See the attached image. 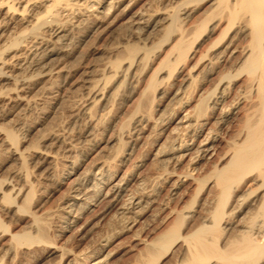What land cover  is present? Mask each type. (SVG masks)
Here are the masks:
<instances>
[{
  "label": "bare ground",
  "instance_id": "6f19581e",
  "mask_svg": "<svg viewBox=\"0 0 264 264\" xmlns=\"http://www.w3.org/2000/svg\"><path fill=\"white\" fill-rule=\"evenodd\" d=\"M116 12H121L120 19L129 30L130 39L116 40L115 46L111 42L113 45L108 48H112L110 56L114 54L115 59L108 57L111 60L106 63L104 60L102 68L96 70L97 78L86 80L87 101L84 103L87 102V107H83V112L90 129L112 127L121 91L133 87L137 77L142 79L152 69L154 59L164 51L141 91L140 97H145L142 99H146V103L143 105L141 101L142 107L134 111L130 108L133 112L130 110L132 113L127 114L129 118L104 145L124 146L121 136L124 126L125 129L130 125L157 129L158 137L152 140L151 150L157 167L150 175L137 171L142 165L139 163H134L131 170L124 169L133 154L134 146L130 144L123 148L126 150L120 146L118 152L111 155L101 153L103 156L92 157L85 165L81 160L85 156L80 160L74 157L78 149H75L76 155H71V147L77 146L75 142L71 143L74 146H67L62 136L59 138L52 133L58 140L56 143L48 145L49 141L43 147L31 145L30 126L22 133L18 128L11 129L0 123V148L9 152L18 165L12 175L7 173L10 177L0 175V254L3 253L6 261H14L19 253H26L33 245H47L49 229L56 228L62 236L74 228H87L93 219L101 220L113 209L124 219L139 217L149 211L150 208H146L158 198H165L160 194L167 188L170 198L166 196V203L158 199L161 203L155 208L158 214H163L162 220L159 219L162 230H155L152 239L142 237L140 240L149 248L144 249L149 257L146 262L159 263L179 246L178 264H264V0H0V106H22L21 113L36 105L33 95L30 96L31 81L34 77L46 79L60 74L63 67L55 60L61 55L73 54L72 30L83 24L93 27L106 22ZM115 16L119 19L117 14ZM156 35L160 37L153 43ZM133 39L137 43H131ZM154 94L160 95L155 105ZM19 125L22 127L24 123L21 121ZM65 127L66 130L68 126L65 124ZM62 129L59 128L63 133ZM68 129L67 134L71 131ZM28 156L40 165L36 162L31 168ZM45 180L59 188L65 187L60 202H53L57 205L53 211L41 209V203L35 206L43 197L40 194L39 199L38 193ZM8 218L17 220V223L12 220L15 226L7 222ZM186 219L192 223L183 226ZM135 222L122 224V231L136 229ZM21 223L24 226H20ZM107 235L101 239L100 250L92 251V248L90 253H83V257L76 256L73 264H101L106 244L110 242ZM133 235L140 237L138 232ZM77 254L80 256L79 252ZM0 258L2 263L1 255Z\"/></svg>",
  "mask_w": 264,
  "mask_h": 264
},
{
  "label": "rangeland",
  "instance_id": "374dc122",
  "mask_svg": "<svg viewBox=\"0 0 264 264\" xmlns=\"http://www.w3.org/2000/svg\"><path fill=\"white\" fill-rule=\"evenodd\" d=\"M119 13H121V12H116V14H117V16H118V18L119 19H117V17L115 16L116 14H114L112 17H113V19H112V17L110 18V19H108V20H106V22L104 21L103 23H100V24H98V25H96V26H93V27H88V25L86 26H83V25H80V26H78L77 28H74L73 30H72V36H73V42H75V43H73V45L75 44L76 45V47H75V45L73 46L72 45V47H73V54H70L69 56L68 55H66L65 54V56L64 55H61V56H59V59L57 58L55 61L56 62H58V63H60V65H62L61 67H63V69H62V71L60 72V74H58V73H56V77L54 76V75H52L53 77L51 78H33L32 80L33 81H31V88H32V90H31V93H33V94H31L30 93V96L31 95H33V96H31V97H33V99L36 101V105H34V104H32L31 106L32 107H36V109L35 108H33L32 109V107L30 106V108H28L27 109V112L25 111V110H23L21 113H19L21 110H22V106H17V105H11L12 106V108H11V106L10 105H2V106H0V123L1 124H3V126L5 127V126H7L8 128H11V129H15V130H17V128L19 129V132H21V131H23L22 133H25L27 130H29L30 129V127H31V130H29V133H30V140H32L31 141V145L33 144V145H37V146H40V147H43V146H45V145H47L48 143H49V141H51V143H49L48 145H51V144H53V143H56L58 140L56 139V137L55 136H52L51 134L52 133H56V134H58L59 135V138L61 137V140H63V142H64V144L65 145H67V146H76L75 148L74 147H71V155L72 156H74V155H76V156H74V157H76L78 160H80L81 158H83L84 156V160L83 159H81L82 161H85V165H86V163L88 162H90V159L92 160V157L93 158H96V157H100V156H103V155H100L101 153L102 154H104V155H106V156H108V155H111V154H113V153H115V152H118V150L120 149V146H121V149L122 150H126V148L125 149H123L124 147H128L129 145L128 144H130V145H133L134 146V148H133V154H132V156H131V158H130V160L127 162V164L124 166V169H129L130 168V170H131V168H133L134 166H135V164H142L139 168H138V172L141 174V175H150L151 173V171L153 172L154 170H155V168L157 167V162H155L154 163V160H152L153 159V156H152V148H153V142L156 140V137H158V130L157 129H151L150 127H149V129H151V131L148 129V127L147 128H145V129H142L141 127H140V129H139V126L138 125H133V126H131L130 125V127H128V126H126V128L128 127V129H125V126H124V129H123V131H122V134H121V136L123 137L122 138V140L123 141H125V143L123 142L122 144H124V146L123 145H120V146H115V147H107V146H104L105 145V142L107 141V140H109V139H111V138H113L114 137V135L116 134V132L118 131V129H120V127H122V125H123V123L129 118V116L127 115V114H131L133 111H134V109H136L138 106H140V107H142L141 105L143 104H145L146 102V99L144 100V99H142V98H145V97H143L142 95H141V97H140V94H142V89H143V87H145L146 86V84L148 83V80H149V75H150V73L152 72V69L156 66V64L158 63V61H159V59H160V57L162 56V54L164 53V51H163V53L161 52L160 54V56H157V59H154V62H153V64L154 65H152V69H149L148 70V72H146V74L144 75V76H142V79H141V77H139V79L140 80H142V81H139L138 83H137V81L139 80L138 79V77H137V81L136 82H134L133 84L134 85H132L133 87H130L129 89H127V91L126 90H123V91H121V93H120V99H118V101H120V102H118L117 103V105H116V107L118 108L117 110H116V114H114V112H112L114 115V124L112 125V127H110L109 129H106V130H104L103 128L104 127H102V126H99V127H97L95 130L94 129H90V124H89V122H88V117L85 115V113L83 112L84 111V108L83 107H87V102H85L84 103V100L85 101H87L86 100V98H85V96L87 97V95H86V93H87V91H86V87H87V82L89 81V79H96L97 78V76H94V75H96L97 73H98V71L102 68V66H103V64H105L106 62H107V60L109 59V58H112V59H115V56H114V54H112L111 53V55L112 56H110V49H112V48H108V47H110L111 45H113L114 43H116V40L119 42V40H121V41H123V39H124V37L126 38V39H130L129 38V30H126L127 28H126V26H124L123 25V22H122V20L120 19L121 18V14H119ZM119 14V15H118ZM115 17H116V19H115ZM115 24H113L112 25V23H111V21ZM116 20V21H115ZM118 20V21H117ZM122 23H121V22ZM109 22V23H108ZM110 23H111V26H107V25H110ZM105 26H106V28L107 29H105ZM118 26V27H117ZM81 29H80V28ZM87 27V28H86ZM96 27H97V29H96ZM100 27V28H99ZM90 28V29H89ZM92 28H94V29H92ZM118 30H117V29ZM87 29V30H86ZM96 29V30H95ZM101 29V30H100ZM104 29V30H103ZM116 29V30H115ZM92 30V31H91ZM113 30H115V31H113ZM126 30V31H125ZM77 31V32H76ZM82 31V32H81ZM84 31V32H83ZM88 31V32H87ZM85 32H86V34H85ZM99 32H101L100 34H99ZM103 32V33H102ZM113 32V33H112ZM84 35H83V34ZM88 33V34H87ZM93 33V34H92ZM120 33H121V37H120ZM110 34V35H109ZM118 34V35H117ZM123 34V35H122ZM81 35V37H79ZM93 35V36H92ZM117 37H116V36ZM76 36V37H75ZM78 36V37H77ZM156 36H157V38H156ZM155 36V38H153L154 40H152L153 41V43H156L155 41H157V39L160 37V35H159V37H158V35H156ZM113 37V38H112ZM118 37H120L119 39H118ZM75 38V39H74ZM77 38H80V39H78L77 40ZM83 38V39H82ZM107 38V39H106ZM109 38V39H108ZM115 40V41H114ZM135 40V41H134ZM78 41V42H77ZM131 41V43H137V41H136V39H133V41L134 42H132V40H130ZM86 42V43H85ZM113 44H112V43ZM117 42V43H118ZM77 43V44H76ZM81 43V44H80ZM110 43V44H109ZM116 43V44H117ZM78 44H80V45H78ZM105 44V45H104ZM116 44H114L113 46H115ZM206 44V43H205ZM82 46H84V47H82ZM107 46V47H106ZM112 46V47H113ZM80 47V48H79ZM76 50H75V49ZM85 49V51H84V49ZM105 48H107V49H105ZM202 48H203V46H202ZM201 48V49H202ZM80 50V51H79ZM83 50V51H82ZM106 50V51H105ZM108 51V52H107ZM123 51V50H122ZM122 51H120V54H119V52H118V54L121 56L122 54ZM75 52V53H74ZM124 54L126 53V52H123ZM76 54V55H75ZM117 54V55H118ZM123 54V55H124ZM76 57H75V56ZM80 55V56H79ZM101 55V56H100ZM72 57V58H71ZM106 57V58H105ZM109 57V58H108ZM105 58V59H104ZM62 59H64V60H62ZM79 59V60H78ZM58 60V61H57ZM60 60H61V62H60ZM104 60H105V63H104ZM109 60H111V59H109ZM77 61V62H76ZM73 62H75V63H73ZM156 62V63H155ZM62 63V64H61ZM65 63V64H64ZM66 64H67V66H68V68L66 67ZM65 65V66H64ZM70 65V66H69ZM73 65V66H72ZM97 65V66H96ZM66 68V69H65ZM96 68V69H95ZM63 70H65V71H63ZM70 70V71H69ZM91 70H93L92 71V74H91ZM96 70H98V71H96ZM62 73V74H61ZM64 73V74H63ZM68 74V75H67ZM149 74V75H148ZM60 75H63V76H60ZM60 76V77H59ZM92 76H94V78L92 77ZM148 76V77H147ZM144 77V78H143ZM37 79H38V82H37ZM51 80V81H49L48 82V80ZM91 79V80H92ZM148 79V80H147ZM55 82H54V81ZM86 80H87V82H86ZM145 80V81H144ZM146 80H147V82H146ZM39 81H42V82H40L39 83ZM53 81V82H52ZM37 82V83H36ZM60 82V83H59ZM86 82V83H85ZM143 82V83H142ZM32 83L34 84L33 86H32ZM39 83V84H38ZM47 83V84H46ZM135 83H137V84H135ZM146 83V84H145ZM86 84V85H85ZM140 84H142V85H140ZM166 84V83H165ZM164 84V85H165ZM53 85V86H52ZM55 85V86H54ZM136 85V86H135ZM145 85V86H144ZM44 86H45V90H47V91H45L44 90ZM51 86V87H50ZM167 88H169L168 86H167V84L165 85ZM165 86H163V88L164 89H166L165 88ZM34 87H36V88H34ZM47 87V88H46ZM53 87V88H52ZM55 87V88H54ZM137 87V88H136ZM50 90H49V89ZM85 88V89H84ZM139 88V89H138ZM140 88H141V90H140ZM57 89V90H56ZM75 89V90H74ZM130 89H132V90H130ZM38 92H37V91ZM51 92H49V91ZM53 90V91H52ZM85 90V91H84ZM129 90H130V93H129ZM44 91V92H43ZM84 91V92H83ZM126 91V92H125ZM49 92V93H48ZM86 92V93H85ZM122 92H125V94H123ZM132 92V93H131ZM139 92V93H138ZM46 93L48 94V97H46L45 98V96H47L46 95ZM128 93V94H127ZM41 94V95H40ZM52 94H54V95H52ZM82 94H84L83 96H82ZM121 94H123V95H125V96H122ZM129 94H130V96H129ZM36 95V96H35ZM39 95V96H38ZM51 97H50V96ZM58 95H60L59 97H58ZM78 95V96H77ZM139 95V96H138ZM155 95L157 96V97H155ZM58 98H56V97ZM127 96V97H126ZM36 97H38L37 99H35ZM64 97V98H63ZM84 97V98H83ZM125 97L127 98L126 99V101H125ZM154 98H155V101L156 102H154V105L155 104H157V102H159L158 100V98L160 97V95L158 96L157 94H154V96H153ZM52 100H50V99ZM53 98V99H52ZM56 98V99H55ZM68 98V99H67ZM75 98V99H74ZM129 98V99H128ZM135 98V99H134ZM138 98V99H137ZM40 99V100H39ZM63 99V100H62ZM41 100H43V101H41ZM59 100V101H58ZM71 100V101H70ZM138 100V101H137ZM39 101V102H38ZM55 101V102H54ZM75 101V102H74ZM134 101V102H133ZM137 101V102H136ZM143 103H142V102ZM42 102V103H41ZM63 102V103H62ZM136 102V103H135ZM41 103V104H40ZM52 103V104H51ZM120 103V104H119ZM122 103V104H121ZM142 103V104H141ZM68 104V105H67ZM74 104V105H73ZM83 104H85L84 106H83ZM133 104H136L135 106L133 105ZM56 105V106H55ZM60 105V106H59ZM63 105V106H62ZM120 105V106H119ZM17 106V107H16ZM66 106V107H65ZM77 106V107H76ZM131 106V107H130ZM4 107H5V109H4ZM74 107V108H73ZM132 107H133V109H132ZM2 108H3V112H2ZM8 108H9V110H8ZM82 108V109H81ZM133 110H131V109ZM24 109V108H23ZM47 109V110H46ZM52 109V110H51ZM122 109V110H121ZM18 110V111H17ZM31 110V111H30ZM39 110V111H38ZM44 110V111H43ZM80 110V111H79ZM132 112H131V111ZM83 113H82V112ZM7 112H8V115H7ZM12 112V113H11ZM78 112V113H77ZM129 112H131V113H129ZM23 113H25V114H23ZM69 115H68V114ZM74 113V114H73ZM80 113V114H79ZM120 113H122V114H120ZM3 114V116H1ZM63 114V115H62ZM70 114H72L73 115V117H72V115H70ZM82 114H84V115H82ZM124 114H126V115H124ZM16 115V116H15ZM50 115V116H49ZM75 115V116H74ZM79 115V116H78ZM6 116V117H5ZM8 116V117H7ZM10 116V117H9ZM20 116H21V120H20ZM46 116V117H45ZM52 116H54V117H52ZM57 116V117H56ZM71 116V117H70ZM86 116V118H84ZM112 116V117H113ZM66 117V118H65ZM124 117H125V119H124ZM127 117V118H126ZM4 118V119H3ZM22 118H24V119H22ZM43 118V119H42ZM46 120H45V119ZM56 118H57V120H56ZM121 118V119H120ZM122 118H123V120H122ZM7 119V120H6ZM16 119V120H15ZM42 119V120H41ZM63 119V120H62ZM65 119V120H64ZM70 119H71V121L73 122H71L70 121ZM73 119V120H72ZM84 119V120H83ZM119 119V120H118ZM3 120V121H2ZM11 120V121H10ZM18 120V121H17ZM27 120L29 121V122H27ZM31 120V121H30ZM50 120V121H49ZM67 120V121H66ZM5 121V122H4ZM12 121H14V122H12ZM23 122L24 123V125L21 127V125H19V123L20 122ZM44 121H46V122H44ZM85 121H87V123H85ZM119 121H121V123L119 122V125H118V122ZM16 122V123H15ZM19 122V123H18ZM32 122V124H30ZM35 122V123H34ZM42 122V123H41ZM53 122L55 123V124H53ZM63 122L66 124V126H68V132L70 131L71 132V134H70V132H69V134H67V129L65 130V124H64V126H63ZM59 123H61L60 125H59ZM71 123V124H70ZM0 124V125H1ZM11 124V125H10ZM13 124V125H12ZM43 124V125H42ZM83 124V125H82ZM85 124H86V126H85ZM25 125L27 126H30V127H25ZM51 125H52V127H53V129H54V127H55V129H54V131H53V129L51 128ZM54 125V126H53ZM70 125V126H69ZM80 125V126H79ZM11 126V127H10ZM13 126V127H12ZM15 126H17V127H15ZM35 126V127H34ZM40 126V127H39ZM63 126V127H62ZM73 126V127H72ZM85 126V127H84ZM117 126V127H116ZM15 127V128H14ZM21 127V128H20ZM33 127V128H32ZM47 127H48V129H47ZM71 127H72V129H71ZM26 128H27V130H26ZM59 128H63L62 130H63V133L59 130ZM113 128H114V130H113ZM118 128V129H117ZM132 128V129H131ZM135 128V129H134ZM21 129H23V130H21ZM44 129V130H43ZM45 129H47L48 131H46ZM88 129V130H87ZM93 130V131H91L90 132V130ZM103 129V130H102ZM133 129H134V131H133ZM137 129H139V130H137ZM142 129V130H141ZM103 131V133L101 134V132ZM109 130V131H108ZM126 130H128V131H130V132H126ZM135 130H137V131H135ZM146 130V131H145ZM149 130V131H148ZM155 130V131H154ZM157 130V131H156ZM37 131V132H36ZM51 131V132H50ZM66 131V132H65ZM97 133H95V132ZM98 131H100L99 133H98ZM108 131V132H107ZM113 131V132H112ZM131 131H132V133H131ZM139 131V132H138ZM140 131H142L141 133H140ZM144 131V132H143ZM46 132H47V135H46ZM48 132H49V134H48ZM87 134H86V133ZM91 133V134H88V133ZM94 132V133H93ZM107 132V133H106ZM150 132H152V133H150ZM156 132V136H155V133ZM31 133L33 134V135H31ZM38 133V134H37ZM65 133V134H64ZM85 133V134H84ZM93 133V134H92ZM111 133H113L112 135H111ZM130 133V134H129ZM136 133V134H135ZM138 133V134H137ZM39 134H40V136H39ZM42 134H43V137H45L44 139H43V141L42 140H40V139H42L43 137H42ZM68 136H67V135ZM106 134V135H105ZM140 134V135H139ZM144 136H143V135ZM151 136H150V135ZM154 134V135H153ZM37 135V136H36ZM92 135V136H91ZM93 135H94V137H93ZM100 135V136H99ZM111 135V136H110ZM127 135V136H126ZM32 136V137H31ZM67 136V137H66ZM85 136V137H84ZM88 136V137H87ZM97 136V137H96ZM110 136V137H109ZM129 136H132V137H129ZM142 136V137H141ZM154 136V137H153ZM35 137H38V138H35ZM39 137H41L40 139H39ZM84 137V138H83ZM94 138L93 140H92V138ZM98 137H99V139H98ZM101 137H102V140H101ZM108 137V138H107ZM126 137H127V139L130 141H126L127 139H126ZM137 137H139V138H137ZM146 137V138H145ZM55 138V139H54ZM67 138H68V140L70 141V143H69V141H67ZM130 138H132L131 140H130ZM148 138V139H147ZM33 139H35V140H33ZM37 139H38V141H37ZM48 139V141H45V140H47ZM74 139V140H73ZM83 139V140H82ZM99 141H98V140ZM141 141H140V140ZM54 140H55V142H54ZM61 140H60V142H61ZM137 140H138V142H137ZM152 140H154V141H152ZM39 141H41L40 143H39ZM96 141V142H95ZM136 141V142H135ZM34 142V143H33ZM74 143V145H72L73 143ZM77 142H80V143H77ZM99 142V143H98ZM140 142V143H139ZM149 142V143H148ZM72 143V144H71ZM95 143V144H94ZM138 143V144H137ZM147 143V144H146ZM40 144V145H39ZM44 144V145H43ZM79 144L82 146H79ZM102 144V145H101ZM137 145V146H136ZM152 145V146H151ZM88 146V147H87ZM92 146V148H90ZM123 146V147H122ZM151 146V147H150ZM79 147H81V148H79ZM102 147H103V149H102ZM105 147V148H104ZM146 147V148H145ZM114 148H116V151H115V149ZM151 148V149H150ZM75 149H78V150H76V154H75ZM85 149V150H84ZM93 149V150H92ZM106 149V150H105ZM112 149L114 150V151H112ZM136 149V150H135ZM143 149V150H142ZM87 150V151H86ZM95 150V151H94ZM102 150V151H101ZM122 150L121 151H119V152H122ZM134 150H135V152H134ZM149 150V151H148ZM0 151L1 152H3V154H0V159L2 160H0V163H2V164H0V175L2 176V177H10L9 176V174L10 175H12V173L15 171V169L13 170V168H16L17 169V167H18V165H17V162L14 160V158L11 156V154L8 152L7 153V151H4L3 149H1L0 148ZM80 151V152H79ZM84 151V152H83ZM87 153H89V154H87ZM89 151H91L92 153H90ZM97 151V152H96ZM140 151V152H139ZM0 152V153H1ZM81 152H83V153H81ZM100 152V153H99ZM109 153V154H108ZM80 154H81V156H80ZM99 154V155H98ZM138 154V155H137ZM94 155V156H93ZM138 157V159H140V160H137V159H134V157L135 158H137L136 156ZM4 156V157H3ZM80 156V158H78ZM83 156V157H82ZM88 156V157H87ZM96 156V157H95ZM142 156V157H141ZM7 157H9V158H7ZM28 157H30V156H28ZM27 157V159L29 160V158ZM142 159H141V158ZM145 159H144V158ZM5 158H7V159H5ZM133 158V159H132ZM30 160H31V162H30ZM30 160L27 162V163H30V164H28L31 168H33V167H35L36 166V160H34V159H32L31 157H30ZM132 160V161H131ZM4 161V162H3ZM12 161H14L13 163H12ZM35 161V162H34ZM131 161V162H130ZM134 161V162H133ZM140 161V162H139ZM130 162V163H129ZM143 162V163H142ZM5 163V164H4ZM38 164L37 165H40L39 163L40 162H37ZM87 163V164H88ZM130 164V166H129V164ZM135 163V164H134ZM35 164V165H34ZM154 164V165H153ZM5 165H7V166H5ZM132 165V166H131ZM151 165V166H150ZM17 166V167H16ZM33 166V167H32ZM143 166V167H142ZM153 166V167H152ZM7 167H8V169H7ZM127 167V168H126ZM129 167V168H128ZM151 168V169H150ZM153 168V169H152ZM1 169H2V173H1ZM5 171H4V170ZM41 169H44V168H42L41 167ZM11 170H12V172H11ZM179 170H181V168L179 169ZM11 173H10V172ZM42 171V170H41ZM145 171V172H144ZM148 171V172H147ZM4 173V174H3ZM6 173V174H5ZM7 173H9L8 175H7ZM143 173V174H142ZM3 175H5V176H3ZM46 182V183H45ZM50 183V184H49ZM46 184V185H45ZM55 185H53V183L51 184V182L50 181H43V184H42V186H41V188H40V192L38 193L39 194V199L40 200H38V201H36L35 203V206L36 207H39V205H40V203H41V205H42V203L44 202V206H41L40 205V207H41V209H43V210H55L56 209V206L57 205H55V204H57L58 202H60V200H61V198L63 197V196H61V195H63V194H65L64 192V189H65V187H57V186H55ZM42 189V190H41ZM166 190H167V188H165V190H163V194L161 193L160 194V197H161V195H163V197L165 196V198H162L161 197V199L160 198H158V199H160L161 201H162V203H164L165 202V200H166V202L168 201V199L170 198L169 197V193L168 192H166ZM64 191V192H63ZM42 192V193H41ZM62 192H63V194H62ZM166 192V193H165ZM44 193V194H43ZM47 193V194H46ZM188 193H189V191H188ZM40 194L42 195L41 197H40ZM165 194H167V195H165ZM166 196H168V199H167V197ZM49 197V198H48ZM54 198V199H53ZM38 199V198H37ZM47 199V200H46ZM52 199V200H51ZM60 199V200H59ZM157 199V201L154 203V204H152V206L150 205L148 208H146L147 210L150 208V210L149 211H146V212H142V215L141 216H139V217H136V218H129V219H127V218H125L124 219V217L123 216H121L120 214H118V213H116V210H111L110 211V213L107 215H105V217L103 218V219H101V220H99V219H93L92 221H91V224L87 227V228H74V229H76V231L73 229L72 231H70V232H68V233H66V234H62V236H60L61 234H59V232H57V230H56V228H53V229H49V231H48V234H49V236H48V239H49V242L47 243V245H44L43 246V244H42V246H41V244L39 245V244H36V245H33L29 250H30V252H28V251H26V253H19V255L18 256H20V257H16L15 259H14V261L13 260H11V261H13V264H73L74 263V261L73 260H75L74 258L76 257V256H78V258L79 257H83L84 255H83V253L86 255V254H88V253H90L91 252V250H92V248H93V250L92 251H98V250H100L101 249V239L103 238V237H106L105 235H109V237H108V235H107V238H108V240L110 241H108L109 242V244H106V247H105V250H104V252H103V261H102V263L101 264H153V261L151 260L150 262H149V260H148V262H146V260L145 259H147V258H149L148 257V254H146L147 252V250L149 249V248H147L146 246H144L143 245V243L142 242H140V240H141V238L142 237H144V238H148V239H152V238H154V236L156 235V232H155V230L157 231V232H159L160 230H162V228H161V225H162V221L160 222V220H162L161 219V216H163V214H158L157 212H156V210H155V208L157 207V205H159L160 203H161V201L160 200H158ZM177 199V198H176ZM176 199H175V201H176ZM56 200V201H55ZM59 200V201H58ZM40 201V202H39ZM43 201V202H42ZM56 202L55 204L53 203V202ZM175 201L173 200V203L172 204H174L175 203ZM165 202V203H166ZM50 204H52L51 205V207L49 206ZM55 205V206H54ZM34 206V207H35ZM47 207H49L48 209H46ZM52 208V209H51ZM153 209V210H152ZM151 211V212H150ZM154 211V212H153ZM114 212V213H113ZM116 213V214H115ZM150 213V214H149ZM156 213V214H155ZM147 214V215H146ZM90 215H91V217H90ZM90 215H88V217L87 218H93L92 217V214H90ZM108 216V217H107ZM120 216V217H119ZM156 216V217H155ZM107 217V218H106ZM111 217V218H110ZM133 217V216H132ZM106 218V220H104ZM137 218H138V220H137ZM11 218H8L7 219V222H9V224H11V225H13V226H15V223H17V220L14 218V219H11ZM120 220L119 222H118V220ZM136 219V220H135ZM142 219V220H141ZM160 219V220H159ZM12 220L15 222V223H13L12 222ZM116 220V221H115ZM124 220H127L126 222H133V221H136L135 222V226L134 227H136V229L135 228H132V229H130V228H126L125 230H123L122 231V229H124L123 228V225L122 224H124V226H125V224H127ZM141 220V221H140ZM145 220V221H144ZM122 221V222H121ZM140 221V222H139ZM160 223H159V222ZM181 221V220H180ZM183 221V220H182ZM188 221V222H187ZM95 222V223H94ZM100 222V223H99ZM103 222V223H102ZM184 222V221H183ZM187 222V223H186ZM13 223V224H12ZM95 225H94V224ZM107 223H110V224H107ZM116 223L118 224V225H120V226H118V225H116ZM121 223V224H120ZM145 223V224H144ZM188 223L190 224V223H192V220H188V219H186L185 220V222H184V224L182 223V225L183 226H185L186 224L188 225ZM96 224H97V226H96ZM113 224V225H112ZM161 224V225H160ZM106 225V226H105ZM116 227H119V228H116ZM121 225H122V227H121ZM138 225V226H137ZM155 225H156V227H155ZM20 226H24V223H21L20 224ZM93 226H96L95 228L93 227ZM99 226V227H98ZM104 226V227H103ZM112 226V227H111ZM139 226H141V227H139ZM145 226V227H144ZM92 227V228H91ZM98 227V228H97ZM108 227V228H107ZM137 227H139L138 228V234L140 233V237H139V235L137 236V237H134V232L135 233H137L136 232V230H137ZM141 228V229H140ZM144 228V229H143ZM160 230H159V229ZM12 229H15V230H17V231H21V230H19V229H22V230H26L27 228H12ZM56 231H55V230ZM79 229V230H78ZM81 229V230H80ZM93 231H92V230ZM108 229V230H107ZM135 229V230H134ZM139 229H140V231H139ZM110 230V231H109ZM116 230V231H115ZM133 230V231H132ZM159 230V231H158ZM55 231V232H54ZM88 231V232H87ZM108 231V232H107ZM117 232V234L115 233V232ZM133 233H132V232ZM79 234H78V233ZM85 232V233H84ZM102 232H104L103 234H102ZM106 232H107V234H106ZM54 235H53V234ZM56 233V234H55ZM116 235H115V234ZM153 233H155V235L153 234ZM112 234V236L110 237V235ZM69 235V236H68ZM74 235V236H73ZM100 237H99V236ZM131 235H132V238H131ZM146 235V236H145ZM154 235V236H153ZM54 236V237H53ZM62 237V238H61ZM64 237V238H63ZM135 239H134V238ZM139 237V238H138ZM69 238V239H68ZM98 238V239H97ZM54 239H56V240H54ZM58 239H59V241H58ZM99 239H100V241H99ZM137 239H139V241L137 240ZM52 240V241H51ZM64 240V241H63ZM70 241V242H69ZM53 242V243H52ZM58 242V243H57ZM107 242V243H108ZM123 242V243H122ZM56 243V244H55ZM64 243V244H63ZM95 243V244H94ZM58 244V245H57ZM61 244V245H60ZM90 244V245H89ZM50 245V246H49ZM137 245V246H136ZM52 246V247H51ZM69 246V247H68ZM95 246V247H94ZM97 246V247H96ZM142 246H144V248H142ZM38 247V248H37ZM49 247V248H48ZM53 247H56L57 249L56 250H54L53 249ZM60 247V248H59ZM91 247V248H90ZM49 250H48V249ZM59 248V249H58ZM65 248V249H64ZM33 251H32V250ZM36 249V250H35ZM52 249H53V251H52ZM62 249V250H61ZM97 249V250H96ZM146 251H145V250ZM174 249H176V250H174ZM65 250V251H64ZM89 251V252H86V251ZM31 251H32V254H31V256H30V253H31ZM62 251H63V253H62ZM67 251V253H65ZM69 251H72V252H69ZM111 253H110V252ZM172 251V252H171ZM171 251H169L168 252V254L167 255H165L160 261H159V263L158 262H156V263H154V264H178L179 263V261H180V253H181V249L179 248V246H175ZM175 251V252H174ZM61 252V253H60ZM70 254H69V253ZM80 253V256L77 254V253ZM139 252V253H138ZM146 252V253H145ZM171 252V253H170ZM29 253V254H28ZM52 253V254H51ZM3 253L1 252V257H2V263L0 262V264H10L11 263V261L9 260V259H7V261L3 258V255H2ZM22 254H23V256H22ZM26 254V255H25ZM64 254V255H63ZM69 254V255H68ZM147 255V257H146V255ZM178 254V255H177ZM104 255H108V256H104ZM30 256V257H29ZM59 256V257H58ZM62 258H61V257ZM64 256H66V257H64ZM173 256V257H172ZM26 257V258H25ZM64 257V258H63ZM105 257V258H104ZM109 257V258H108ZM177 257V258H176ZM23 258H25V259H23ZM51 258V259H50ZM1 259V258H0ZM60 259V260H59ZM23 260H25V261H23ZM59 260V261H58ZM140 261V262H137V261ZM1 261V260H0ZM5 261V262H4ZM32 261V262H31ZM58 261V262H57ZM106 261V262H105ZM135 262V263H134Z\"/></svg>",
  "mask_w": 264,
  "mask_h": 264
}]
</instances>
